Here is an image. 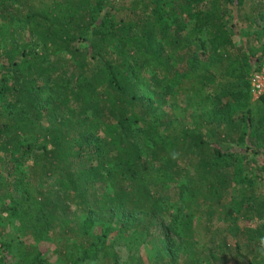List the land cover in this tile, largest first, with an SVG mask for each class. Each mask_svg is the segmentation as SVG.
Listing matches in <instances>:
<instances>
[{"label": "trees", "instance_id": "obj_1", "mask_svg": "<svg viewBox=\"0 0 264 264\" xmlns=\"http://www.w3.org/2000/svg\"><path fill=\"white\" fill-rule=\"evenodd\" d=\"M241 2L0 0V153L9 164L1 219L9 210L18 228L36 232L32 241L54 239L60 264H116L119 239L175 250L181 264H208L206 255L222 264L228 253L264 264L248 255L264 245V195L240 170L264 175V112L249 105L260 61L222 20ZM257 101L264 109V93ZM188 108L197 111L191 122ZM188 143L196 156H185ZM16 171L35 193L24 183L14 197ZM236 184L244 186L224 213L245 222L219 227L214 214Z\"/></svg>", "mask_w": 264, "mask_h": 264}, {"label": "rangeland", "instance_id": "obj_2", "mask_svg": "<svg viewBox=\"0 0 264 264\" xmlns=\"http://www.w3.org/2000/svg\"><path fill=\"white\" fill-rule=\"evenodd\" d=\"M228 9L229 10L223 14L222 20L224 25L230 32V34L233 36L235 40L239 39L240 41L245 43L246 46H249L251 48L252 50L251 60L254 61V64L255 63L257 64L259 61L260 62L263 61L264 57H260L256 60L255 56L260 55L262 51L261 48L264 43V0H242L237 15H235L230 8ZM23 35L29 48L35 51L40 50V44L37 41H35L32 37H30L26 32H24ZM194 44L195 45L199 44V40L196 39L194 41ZM59 55L61 56L62 52L52 53L50 56L56 57ZM236 84L239 83L238 82L234 83L233 86L235 88L237 86ZM45 95L46 93H44V96ZM194 97L196 99V96ZM257 99L258 97H255L250 91L249 105L252 107L254 112H256V114L259 116L260 114H262V112H264V109L260 107ZM242 110L243 108H237L233 112L234 118L237 121H239V123L241 124L243 122L241 119L242 118L241 113H243ZM196 113H197L196 110L188 108V117L186 120L188 122L193 121L196 118L195 117ZM184 117L186 116L184 115ZM196 130H198V128ZM189 144L190 143H188V145ZM224 145H228V144H224ZM193 148L195 149V147L192 144L189 145V147L187 146V149H185L186 157L191 154L192 150L194 151ZM194 156H196V154H194ZM185 159L189 164L188 159L187 158ZM193 160L195 161V158ZM7 168H9V164L6 162L5 157L0 153L1 176L6 174ZM240 170L242 174L247 173L248 175H251L255 179L254 186L256 193L259 196L264 195V175L254 166H249L247 164L246 165L243 164ZM19 177L21 178V182L19 183L20 188L19 190L15 191L14 197L18 198L19 196H21L24 183L26 185L24 186V189H27L30 194L35 193V191L37 190V184L25 180L23 178V175L18 171L14 172V174L12 175L9 174L8 178L18 179ZM242 186L244 185L243 184L232 185L229 189V194L226 195L222 203L219 205L213 218V221L217 223L219 227H223V226L225 227L229 224L243 226L245 222L244 218H237L233 216L226 217V214L224 213L227 207L232 204L233 200L239 196L238 193ZM164 190L169 193L170 195L169 199L173 204H175L174 206L177 207L179 200H174L176 198L175 197L176 194H174L172 186L169 185L167 188H164ZM5 202L8 204H12L15 201L12 199V200H5ZM25 202L26 201H22L20 202V204H24ZM8 211H3L1 214L2 219L0 217V230H1L0 242H2L0 247L1 248L0 264H37V258L33 260L34 255L37 253V248L41 252L40 261L43 264H60L57 259V252L56 250H54V246H55V241L53 242L54 239L50 240L48 238L47 239L44 238L37 242L32 241L30 236L35 235L36 232H32V231L29 232L26 231V229L22 231L21 228H18L16 226L13 218H11L10 215L9 216L7 215ZM196 235L200 237L201 242H204L205 238H207L204 229L198 230ZM28 244H31L32 247L35 248V250H27L26 246H28ZM258 245L260 247V245L262 244H258ZM258 245L253 250L252 253L249 254L247 253V254L249 256H258V258L264 259V254L262 252V250L264 249V245H262L261 250H258ZM150 247L151 246L149 247L142 246L140 248H128L126 243H124L122 239H119L118 242L115 243L113 246L114 249L113 251L116 254L115 257L116 264H181V259H179L180 254H175V250L173 252L174 255L171 256L170 253L172 250H168V251L157 250L158 247L157 249L155 247L156 250H154V248L152 249ZM243 249H245V246H243ZM177 252L180 253V250H177ZM204 258L207 259L208 264H211L210 263L211 259H209L207 255ZM222 259L225 260L222 264H238L233 253H228L223 255ZM77 264H102V262H101V258H93L89 260H82Z\"/></svg>", "mask_w": 264, "mask_h": 264}, {"label": "built area", "instance_id": "obj_3", "mask_svg": "<svg viewBox=\"0 0 264 264\" xmlns=\"http://www.w3.org/2000/svg\"><path fill=\"white\" fill-rule=\"evenodd\" d=\"M249 88L255 97L264 93V60L250 74Z\"/></svg>", "mask_w": 264, "mask_h": 264}]
</instances>
